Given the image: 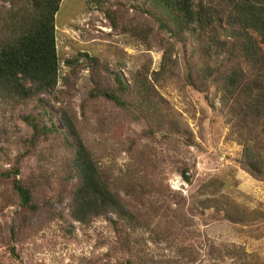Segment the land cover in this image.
<instances>
[{
	"label": "rangeland",
	"instance_id": "obj_1",
	"mask_svg": "<svg viewBox=\"0 0 264 264\" xmlns=\"http://www.w3.org/2000/svg\"><path fill=\"white\" fill-rule=\"evenodd\" d=\"M101 2L63 0L61 4L56 26L62 74L56 93L59 99L74 103L95 152L104 159L111 153L113 159L108 166L115 164L124 172L130 168L166 192L150 228L139 231L145 251L131 257L127 248L116 249L112 244L116 234L106 221L100 220L90 228L71 219L69 199L62 204L56 200V194L68 185L66 174H54L53 168L54 163L64 161L66 153L59 140L51 137L40 145V156L26 160L24 172L34 178L42 167L48 169L43 200L48 196L52 201L41 205V214L56 211L66 220L55 215L38 223L35 218L28 230L16 229V237L11 239L9 225H20L21 208L7 205L0 212V264H118L130 258L161 263L177 259L180 264H238L241 257L247 264L250 260L264 264V177L254 175L242 164L244 144L223 115L218 82L212 81L215 85L207 90L187 83V67L199 42L191 34L184 43L163 32L139 42L133 31L140 20L132 7L136 0ZM10 6V0H0V7ZM109 7H121L125 21L121 20L118 28L105 11ZM229 35L225 32L223 38ZM87 53L97 60L99 70L118 72L129 85L138 71L148 69L157 91L186 127L180 132L152 128L104 98L91 99L85 114L82 106L94 87L95 66L82 56L81 66L72 73L64 62L68 57ZM170 54L176 65H169L175 68L156 80L154 72L161 69ZM198 57L201 56L195 57L196 66L203 69L207 64L204 57ZM97 75L100 76L98 72ZM47 108L54 111L50 105ZM31 113H43L38 100L16 109L18 123L10 143L29 136L31 130L21 117ZM54 119L64 128L57 113ZM3 120L0 117V123ZM6 147L10 157L0 158V167L9 168L19 148L17 143ZM43 152L49 159L46 162ZM184 169L191 181L183 177ZM76 180L74 176L72 182ZM6 187L7 183L0 180V198ZM234 209L238 213H233ZM9 241H13L18 256L10 252Z\"/></svg>",
	"mask_w": 264,
	"mask_h": 264
},
{
	"label": "trees",
	"instance_id": "obj_2",
	"mask_svg": "<svg viewBox=\"0 0 264 264\" xmlns=\"http://www.w3.org/2000/svg\"><path fill=\"white\" fill-rule=\"evenodd\" d=\"M96 1L102 4L101 0ZM10 2L9 8L0 7V117L5 119L0 123V141L4 143L0 147V158L10 157L6 144L17 143L19 153L16 159L9 161L11 167H0V180L7 183L0 198V212L7 205L21 208L18 212L20 225L8 224L11 239H15L16 229L28 230L35 218L38 223L55 215L66 220L56 211L41 214V205L52 201L48 196L43 200V182L48 169L42 167L40 175L34 178L27 177L24 172L26 160L40 156V145L54 137L66 153L63 162L54 163V174H66L68 181L67 187L56 194V200L62 204L69 199L67 206L71 219L83 227L91 228L100 220L106 221L118 235H114L115 242L112 243L116 249L127 248L131 257L142 255L145 249L140 244L139 231L150 228L166 192L131 172L130 168L124 172L115 164L108 166L113 159L111 153L104 159L95 152L84 134L74 103L59 99L56 92L62 74V59L56 25L63 0ZM136 2L132 7L140 20L133 31L139 42L159 35L158 32L168 33L184 43L191 34L199 42L194 49V59L187 67V83L207 90L215 85L212 81L218 82L223 115L244 144L242 164L254 175L264 177V0ZM120 10L121 7L105 9L115 28L123 20ZM225 32L230 33L229 38H223ZM82 56L95 66L94 87L82 106L85 114L91 99L104 98L146 121L152 128L180 132L186 127L179 114L172 111L168 100L157 91L148 69L138 71L133 84L129 85L120 73L99 70L97 60L87 53L65 59L64 63L72 73L78 70L79 64L81 66ZM196 56L204 57L207 65L203 69L197 68ZM169 63L176 65L171 54L166 55L161 69L154 72L156 80H161L175 68ZM32 100H38L43 113L22 116L21 120L31 132L24 140L10 143L18 123L16 109L29 105ZM47 105L59 115L64 128L56 124V113L49 111ZM42 159L44 162L49 160L44 152ZM181 173L191 181L187 170ZM74 176L77 180L72 182ZM234 212L238 213L235 209ZM12 242L9 241L10 252L18 256ZM239 259L238 264H247L243 257ZM118 264H180V261L170 259L161 263L130 258ZM249 264H253L252 260Z\"/></svg>",
	"mask_w": 264,
	"mask_h": 264
}]
</instances>
